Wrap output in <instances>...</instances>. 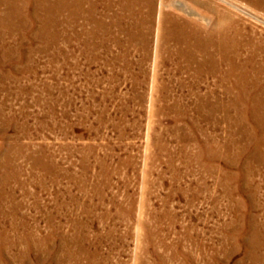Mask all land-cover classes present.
I'll list each match as a JSON object with an SVG mask.
<instances>
[{"label":"rangeland","instance_id":"rangeland-1","mask_svg":"<svg viewBox=\"0 0 264 264\" xmlns=\"http://www.w3.org/2000/svg\"><path fill=\"white\" fill-rule=\"evenodd\" d=\"M158 2L147 45L114 7L120 44L64 57L53 19L0 20V264H264V0H163L212 73L157 43Z\"/></svg>","mask_w":264,"mask_h":264},{"label":"bare ground","instance_id":"bare-ground-1","mask_svg":"<svg viewBox=\"0 0 264 264\" xmlns=\"http://www.w3.org/2000/svg\"><path fill=\"white\" fill-rule=\"evenodd\" d=\"M190 1L196 5L201 0ZM159 4L156 29L157 43L159 40L161 44L172 41L174 49L171 51L176 55L185 57L188 65L195 64L197 73L216 71L218 64L213 53L214 50L212 51L214 48L212 33H203L200 30L202 28H199L194 22L195 19L191 18V20L173 12L163 11V0H160ZM99 7L104 10L102 17L97 16ZM114 7L126 11L128 18L134 20L135 26L136 24L141 25L140 43L143 46L147 45L153 21L154 0H0V20L48 21L53 19L57 27L56 38L59 44V56L64 57L66 52L60 45L73 44L74 41L80 42L85 50L90 47L105 46L110 42L119 45L120 40L114 33V27L120 28L122 17L114 12ZM176 8L190 16H198V12L192 7L182 4L177 5ZM141 9L142 13L140 14L138 11ZM103 16L109 18V22L106 24L103 23ZM80 18L83 19L84 24H91L93 28L83 26L80 30H76V22L73 20ZM121 30L131 37L129 27L122 25ZM198 56H201V59ZM241 78H244L243 75Z\"/></svg>","mask_w":264,"mask_h":264}]
</instances>
